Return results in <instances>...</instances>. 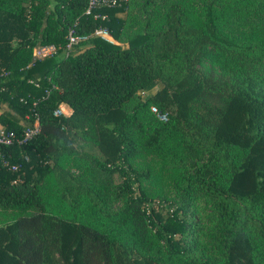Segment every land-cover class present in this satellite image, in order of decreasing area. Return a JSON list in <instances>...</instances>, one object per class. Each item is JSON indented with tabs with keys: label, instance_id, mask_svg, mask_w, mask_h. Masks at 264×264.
I'll list each match as a JSON object with an SVG mask.
<instances>
[{
	"label": "trees",
	"instance_id": "trees-1",
	"mask_svg": "<svg viewBox=\"0 0 264 264\" xmlns=\"http://www.w3.org/2000/svg\"><path fill=\"white\" fill-rule=\"evenodd\" d=\"M87 6L0 0V105L41 128L0 160V264H264V0Z\"/></svg>",
	"mask_w": 264,
	"mask_h": 264
},
{
	"label": "built area",
	"instance_id": "built-area-1",
	"mask_svg": "<svg viewBox=\"0 0 264 264\" xmlns=\"http://www.w3.org/2000/svg\"><path fill=\"white\" fill-rule=\"evenodd\" d=\"M127 0H88V6L85 10V15L89 16L97 8H114L124 4ZM94 19L101 18L106 19V16L94 15ZM91 38H99L103 42L108 44H114V40L111 36L110 31L106 27H98L90 35L88 34H78L74 28H69L67 35L65 36L66 43L63 46V51L68 56L70 51L81 43L89 41ZM62 47L54 45L37 46L32 50L33 60H42L55 55ZM8 72H4L3 76H8ZM32 83V81H30ZM21 102L26 104V101L21 99ZM36 102H33V106ZM151 111L156 114V116L161 121L167 120V115L157 111L156 108L152 107ZM71 113L70 109L66 105H60L55 111L54 116H69ZM25 120H31L30 116H25ZM23 129L20 135H17L13 130H9L3 125H0V160L3 167H6L11 172H17L20 169V164H11V155L6 152L8 148L14 146H24L31 142L40 133V123L37 114L33 115V121L31 123H25L22 125ZM23 160L27 162L29 158L27 156L23 157Z\"/></svg>",
	"mask_w": 264,
	"mask_h": 264
},
{
	"label": "rangeland",
	"instance_id": "rangeland-1",
	"mask_svg": "<svg viewBox=\"0 0 264 264\" xmlns=\"http://www.w3.org/2000/svg\"><path fill=\"white\" fill-rule=\"evenodd\" d=\"M47 11H48V9L45 11L46 15H48ZM42 29H43V27H42ZM125 45L126 44L124 43L123 46H125ZM76 51H78V50L76 49L75 52ZM158 91H159V87L156 86L152 90H150L149 92L143 93L141 95V97H142V99H145V98H147L149 96H152V95L158 93ZM2 118H6V119L12 121L13 123H17V124H20V125L25 124V121L19 116L18 112L14 108H11L10 106H8L7 104L0 105V125L5 126L1 122ZM155 169L156 168H154L153 170H155ZM165 181H166L165 179L162 181V183L160 184L161 185L160 188H155V187H159V186H155V183L154 184L151 183V185H148L147 192L150 194V196L153 197V200H155V202L161 201V199L164 198V197H170L169 188L165 184ZM120 183H121V177L120 176H116L115 184H120ZM13 213L14 212H9V214H1L0 215V220L4 221L5 218H6V220L13 219V217H15V215ZM159 213L162 216H164V217L166 216V211L163 208L160 209ZM3 215H5V217ZM243 249H244V245L243 244H239L238 249H237V253L238 254L242 253Z\"/></svg>",
	"mask_w": 264,
	"mask_h": 264
}]
</instances>
